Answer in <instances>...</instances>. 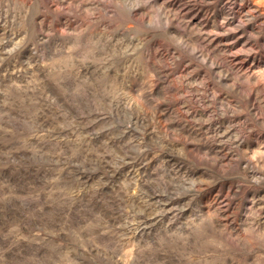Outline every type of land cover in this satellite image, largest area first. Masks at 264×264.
Here are the masks:
<instances>
[{
	"label": "rangeland",
	"instance_id": "obj_1",
	"mask_svg": "<svg viewBox=\"0 0 264 264\" xmlns=\"http://www.w3.org/2000/svg\"><path fill=\"white\" fill-rule=\"evenodd\" d=\"M0 264H264V0H0Z\"/></svg>",
	"mask_w": 264,
	"mask_h": 264
}]
</instances>
